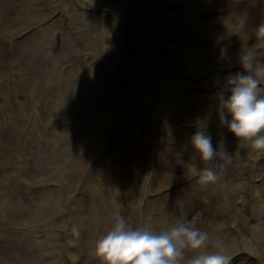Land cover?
<instances>
[{
	"label": "rangeland",
	"instance_id": "1",
	"mask_svg": "<svg viewBox=\"0 0 264 264\" xmlns=\"http://www.w3.org/2000/svg\"><path fill=\"white\" fill-rule=\"evenodd\" d=\"M5 1L8 4L11 3L16 4L17 0H5ZM76 1L77 0H73L72 5H70V7L68 8L64 4L65 0H55V1L40 0V2L39 0L37 1L30 0L31 2L30 8L32 10L31 12L27 10L30 8H26L22 11L24 13L12 15V16L9 14H5L0 8V60L2 56H8L11 53L14 54L16 53V51L19 52L18 50L19 48L22 49L27 46L28 47L34 46V44L37 41H42V44L44 43L45 45L51 46L52 48L56 47L55 49H58L59 43L63 42L61 36L63 37L64 35L66 37L65 34H67L66 31L69 27L70 17L75 14H80V10L78 7L81 6L79 5V3H76ZM83 1L86 2L87 7L88 6L90 7V8L84 7V10L90 11V13L93 14L92 20H94V22H97V23L94 22L93 23L98 25L100 29L102 24V23H98L101 18L100 16L111 11V9H113L116 6L111 4L107 6L106 1H104L103 3L104 5H100L99 0L96 1L83 0ZM130 1L131 0H127V1L120 0L119 1L120 3L118 2L117 6L125 7L128 5ZM60 2H61V7H60ZM125 2L126 4H124ZM135 2H137V0H134L133 10H136ZM158 3L157 4L159 5V8L155 12L156 16L158 17L157 19L158 28L156 30V33L159 29L160 30L156 42L155 43L154 41L153 43L148 42L145 45V48H140V51L137 53V56L135 58H132V54H131L132 51L128 52L126 51V48H118L120 51L119 54L116 56V59H119V62H114V64L125 63V67L127 66V69L124 72H121L122 73L121 77L122 78L125 77L126 80L122 79L120 84L126 82L129 84V87L132 90L131 96L125 102L126 104H124L123 101L117 103V105L120 104L123 107V109L127 108L128 110L127 117L124 120L121 121L117 120L118 124L122 123L120 125V128L122 129V131L125 132V138L122 139L121 142L120 141L117 142L116 134H114V132L116 131L115 129L111 130L110 133L108 134L109 144L108 145L106 144V146L104 147V151L102 154L103 156L98 157L99 160H97L96 164H98L99 166L97 165L93 166L92 164L91 167L85 171L83 176L79 177L81 179L79 181V184L76 186L75 191L74 192L71 191L70 193L69 197L73 199L71 200L69 198L66 207V215L64 221L61 223V228H55V232L56 233L60 232V234L62 235L60 237V244L58 245L53 244V247L57 249V253L54 256L50 257L53 254V251L50 246H47L45 247L44 250L45 253L44 254L41 253V255L44 257L39 256L38 259L36 260V256H37L36 253L33 251L31 252V250L27 248L23 250L13 249L11 242H7V241L11 237L18 236V232L22 229V227L14 226L15 225L14 223H11L12 227H9L7 223L4 222L5 215L7 213L12 214L13 212L12 210H9L10 212L7 211L4 216H1L0 214L1 216L0 264H66V261H68V264H80L77 263L78 259L70 260L68 258L69 251L73 253L77 252V254H79L78 258L81 257L80 253H83V256L86 258V260H88L87 261L88 264H94V260L91 253L94 248L95 242L97 241L98 238H100L105 232H107L113 226L114 222L119 217H124L127 220V222L132 226H143L141 224H143L144 220L145 222L147 221L146 218L147 219L149 218L153 222L150 226L153 227L154 229H164L168 227L169 222L167 219L169 217V211L167 210L173 207L175 202L185 201L187 203V198L189 196L186 195L185 193L187 192V190L192 189L193 186L199 185L200 187H202V183L200 181H197L199 180L198 176L193 172H188L189 168L187 165L188 163H190L189 162L190 159H188L189 158L188 155L192 153L193 150L190 149L191 152L188 150L189 153L188 151L185 153L183 152V156H177L178 157V158L176 157L177 159L176 158L172 159L175 161L178 160L180 161V163L178 161L179 164L175 162L176 167L174 164H172L174 163V161L171 160L170 156H164L165 166H163L164 168L163 170H159V169H157L156 171L151 170L152 167L147 169L146 171L147 174L146 175L143 174L141 176V179L143 181L142 180L139 181L140 183L138 186V197L135 200L136 202L132 205L133 206L132 210L136 214V216L134 215V217H132L131 219H128L127 217L128 207L126 208L124 205V197L126 196V194H128V192H130V188L126 186V181L124 180V177H122V179L120 178L121 172L117 171V173L115 172V174H113L111 173V171H109L110 164L107 163L106 159L108 157L111 158L112 156L111 154L114 151H116L115 158L113 160L116 163L120 162L121 167L123 168V171H125V173L127 170L130 174H134L137 169V163H139L138 165L142 164L141 163L142 159L140 158L142 152L139 151L141 150L139 147L140 144L145 146L143 137L145 136L148 125L152 122L162 124V120L159 118V116H161L163 109H165V111H168L167 110L168 106H172L173 108L172 110L174 112H177V110L181 108V103H179V99L183 98L181 97L182 89L185 90L183 95L186 96L188 95V97L199 99L198 108L200 111L199 112L195 111L197 114L201 112L199 114L198 119L203 120L204 118L207 117L208 123L206 124L204 130L208 135L212 137V143L214 147L219 142H222L224 140L223 142L224 150L231 157V159L229 160V169L231 170L232 173H238L236 169V165L238 164L239 158L236 153H238L241 150V152L247 154L248 152L247 145H241L240 147H238V143H236V140L232 137L230 133H228L226 127L224 128L220 126L217 115L218 108L214 109L212 107L210 109V107L208 106V104L211 103V100L209 99L210 92L206 90L205 88L206 85L203 84V82L209 79H211L212 82H216L217 80H219V76L221 74L225 75L228 73L230 75L231 74L233 75L241 72V70L238 69L240 68L238 65V59H230L231 66H229L228 63L223 69L220 68L222 67L220 63H212L211 68H208L209 67L208 66L205 67V69L202 68L203 64H201L200 66L197 65L196 67L199 66L197 68L198 70L199 69L204 70V72L201 74H197V73L194 74L193 70L188 67V63L192 58L198 61L205 58L208 52L206 51L207 49L205 50L206 53L204 52L203 50L204 45L206 46L208 45L209 47H211V44L216 43L217 41L222 44L225 43L226 47L233 46L227 44L229 40H232L231 38H226V40L220 41V40H216L213 36H211L212 31L208 26V24H206V22L225 19V22L227 24H224L223 27L224 30H231L230 25H228V23L236 20L239 13H245L247 16H249L248 14H254L256 15V18H258L257 11L258 9H264V6H262L264 0H210L209 2L201 3V4L198 3V0H169V1L158 0ZM193 4H197V6H195L196 9H194V12L197 13H195V17L189 18L186 16V12L188 10V7H191ZM20 5L21 6L23 5L21 0L18 1V6ZM71 6L73 7L71 8ZM75 6L77 8H75ZM29 13H31V16ZM192 13L193 12L190 11L188 12V14L190 15ZM28 17L31 19H29ZM132 18L136 20L135 15L134 16L132 15ZM37 20H39L40 22ZM109 21L114 22L113 28H115V30L117 29L116 32L118 31L123 33V35L121 36L122 39L126 41L129 40V35L133 34V30L130 25V18L128 15L127 16L125 14L121 15V17L117 19V22L116 20L114 21L113 19H109ZM120 21L123 24L122 26L120 25ZM12 23L15 25H13ZM4 24L7 25L6 26L7 28L5 27ZM136 24L139 25V23ZM109 25H111V23H109ZM253 26L252 27L256 29L260 27L259 25L256 24ZM197 27L202 28V32ZM40 28H42L43 30ZM101 30L104 31L106 29H101ZM111 31L112 30H110L109 37H114V32ZM32 33L35 35H33ZM30 35L32 37H30ZM115 36L117 35L115 34ZM263 37L264 34H261L258 40ZM64 41H66V38L64 39ZM193 42H195L194 44L198 42L197 44L198 46L194 47V44H192ZM42 44L38 47L41 48ZM249 44L253 45L252 42ZM256 44L264 46V40L256 41ZM76 45L80 49V46L78 44ZM215 45L217 46V44ZM257 45L255 46L257 47ZM219 46L221 47V44H219ZM259 47L260 46H258L257 48ZM240 48L241 47L237 48V51L235 52H239ZM13 49L14 51L12 52ZM64 49L68 50L67 47H65ZM5 52L7 55L4 54ZM76 56L77 55L75 56L73 55L72 57H70V62L75 63L77 61ZM17 59L9 60L7 63L2 64L4 66L0 65V74H1L0 97L4 96V94L7 93L10 94L14 93L15 95H25V93H29L31 89L35 87V81L37 79L36 76L38 75L37 72L38 66H36L35 63L34 64L31 62L28 63L26 61L24 66L21 67L19 66L20 64ZM210 61L211 59H206V63H209ZM226 61H227L226 58L222 59V62H226ZM67 63L68 62L65 61V64L68 67L66 66L64 69L71 68L70 67L71 65ZM60 65L61 64H59V66ZM233 66H238V67L237 69L233 70L235 68ZM27 67L28 70L26 69ZM147 67H149V72L146 70ZM33 68H35L36 71L35 69L33 70ZM157 68L159 69L158 72L161 73L160 77H159V73L157 72ZM7 71H9V74ZM33 71L35 72V74ZM25 73H27V75ZM91 73L96 77L99 75V72L94 71L93 69H91ZM176 80L178 81V83ZM219 81L222 80L220 79ZM171 84L173 87L171 86ZM222 84L223 87L218 86L215 89L220 90L222 94L221 97L227 98V95L229 94V87L227 83H222ZM167 85L170 86L167 87V91H166L165 87ZM21 88L23 90H21ZM172 88L174 89L172 90ZM260 88L264 89V86L260 85ZM196 89L197 91L195 92ZM170 97H172L173 99L172 98L170 99ZM3 98H5V96ZM3 98L1 100V105H0L1 108L0 116L2 117L5 123L6 121H8L7 114L9 113V111L7 109L9 107V103L6 102V100ZM168 100L171 101L168 102ZM4 101L6 103H4ZM163 102L165 104H163ZM124 105H127V107L126 106L124 107ZM14 106L17 108L18 104L15 103ZM57 109H58V105L56 104L54 110ZM212 110H215L216 113ZM33 111L34 112H32L33 113L32 115L41 116L40 110L38 108H34ZM56 112L58 111H55L53 114L56 115ZM110 113H112L111 110ZM34 116L33 119H35ZM184 116L187 120L186 122H188V117L186 115ZM120 118L121 116H119L116 119H120ZM175 119L176 118H174L173 120ZM173 120L170 121L169 125L170 124L174 125V122H172ZM47 122L49 125L47 124ZM34 123H35V127L39 128L38 125H36V122ZM42 123H43L42 125L45 126V132L47 136L50 137L51 142L55 144L54 153L59 160L57 164L50 163V166L47 168L44 175L52 179L56 177L55 179L59 180V177H57L59 176V174H64L65 172H68V169L70 171H73L72 167L71 166L69 167V165L66 164L64 161L66 157V152L63 153L60 149L62 147L57 146V144H59L62 139L65 145L67 144L65 141V134L64 132L63 134L62 132L60 133L61 129L57 127L54 124V122L51 120L50 122L45 120L42 121ZM185 123L183 122L180 124L181 126L180 125L178 126L179 131H177V128L174 126L175 128L174 127L171 128V131L173 133L170 134L166 133L164 135L161 130L158 132L157 136L159 137L160 140L159 141L157 140L158 142L155 141V144L152 145L151 149H149V152L145 153L147 158L149 160L151 159L150 162H153V160L154 161L157 160V153L160 154L163 151L161 148L168 145L169 146L173 145L170 144L169 142L170 139L175 140L173 148L176 153L179 151V146H181L178 139H182L188 135L187 137L190 140V137L197 129L196 128L193 129L194 131L192 130L190 133H187L186 131H182ZM65 127L67 128V125H65ZM185 132L187 135H183L185 134ZM59 133L61 134V136ZM63 141L61 143H63ZM136 142L139 143L136 145ZM69 145L71 144L69 143ZM72 145L74 146V144ZM73 146H70L71 149L73 148ZM16 152L17 151H12V153H16ZM19 154L20 153L18 152L16 153V155ZM117 155L118 158L116 157ZM263 157L264 154L262 153L256 154L255 157H253L254 159L252 158L254 161H252L251 159L249 163V165L252 164L256 166L255 163L257 161L258 166L256 167V169L248 170L247 173L244 175V177H241V174L239 173L238 176L234 177L233 186L236 188V192L232 194V197H230L231 205L235 207L232 210L233 211L232 215L227 213V211H220L221 213L218 216L219 221L215 223L214 222V217H215L214 213L216 212L215 210L210 208L208 213H206L207 215H205L199 211L202 210L200 207H197L195 209H190L192 208L193 205L196 204H200L203 206L207 205V202L199 200L196 197H194L193 205H188L185 207V210L187 211V213L184 215L186 217L185 221L188 220V222H190L193 226L208 233V250H213L212 245L215 241L217 240L222 241L226 247V251L229 253V255L232 258V264H264V165H263L264 158ZM261 158L263 161L261 160ZM128 160H129V164H127ZM25 162L26 160L23 158H20L19 162L15 160H10V158H5L4 160L0 161V175L9 176L13 174L14 177L18 178V176H20L21 174L20 172L21 169L23 168L22 166H24V164H27ZM183 162L184 163L188 162V163L184 164ZM74 166L77 169L78 163H74ZM210 166L214 167L213 164ZM168 168L169 170L173 169L172 171H174V173L172 171H169ZM62 169H65L64 173H60ZM98 169L99 170L101 169L99 173L100 175H98ZM37 177H43V176H37ZM224 179H228V178L226 177ZM190 180L192 183L190 182ZM238 180H240V182L235 184V182ZM41 181L42 178H39L37 180V183ZM37 183L36 182L34 183L33 181V184H36L39 187L40 185H38ZM26 184L27 183L25 182V185ZM25 187L31 189V186L26 185ZM108 187L110 188L108 189ZM35 189H43V191L37 196H31L30 199L33 206L21 208L22 209L21 213L28 214L30 212L36 211L37 214L39 213V215L35 214L31 219L28 220L41 219L42 216L40 213L42 208H44L42 206L43 204L42 202L47 203L52 198V191L49 189V187L47 188L39 187ZM111 189H116V190H111ZM97 194H101V196L103 197L102 201H99L98 204H96V206L94 204H89L88 201L93 200L95 196H97ZM1 196L3 195L0 194V212H1V207L3 208L2 204L5 203V200H2ZM227 196L228 193L226 194L225 198ZM211 204L210 207H215V205H211ZM228 204H229V200H228ZM242 206L246 207L244 211L240 209V207ZM108 207L109 208L113 207L114 212L111 210L105 211ZM125 208L127 209L126 211ZM136 217H138L137 218L138 221L136 220ZM28 220H25V222H27ZM54 223H52L48 228L47 227L44 228L41 222H38L34 228L32 226H29V228H31V232L25 236L32 237L34 244L38 246L39 252H40V246L43 245V243L38 242V240L40 239V237L45 238L47 234H50L52 232L54 233ZM74 226L78 227L79 236H76L73 233L72 229ZM50 229H53L52 232ZM227 231L229 232V234L234 235L235 239L229 237ZM22 243L24 244V242ZM44 246L45 245H43V247ZM43 247H42V251H43Z\"/></svg>",
	"mask_w": 264,
	"mask_h": 264
},
{
	"label": "bare ground",
	"instance_id": "2",
	"mask_svg": "<svg viewBox=\"0 0 264 264\" xmlns=\"http://www.w3.org/2000/svg\"><path fill=\"white\" fill-rule=\"evenodd\" d=\"M18 1L19 0L16 1V4H13V3L8 4L6 3L5 0H0V8L5 14H9L12 16V15L24 13L22 11L26 8H30L31 6L30 0H21L23 3L22 6L21 5L18 6ZM104 1L107 2V6H109L110 4L116 5L113 9H111V11L100 16L101 18L98 23H102L101 29H106V30L102 31L98 25L94 24L97 22H94V20H92L93 14H91L90 11L84 10V7H87L86 2L83 0H77L76 3H79V5L81 6V7H78L80 10V14H75L70 17L69 27L66 31L67 34H65L66 37L64 35L63 37L61 36V39L63 42H60L59 40L60 43H59L58 49H55L56 47L52 48L51 46L45 45L44 43L42 44V41H37L34 44V46H31V47L27 46L22 49L19 48L18 49L19 52L16 51V53L14 54L11 53L8 56H2L0 60L1 66H4L2 64L7 63L9 60L11 59L16 60L17 58L20 64L18 65L21 67L24 66L26 61L28 63L29 62L33 64L35 63L36 66H38L37 67L38 75L36 76L37 79L35 81V87L32 88L29 93H25V95H15L14 93H11V94L3 93L5 98H3L4 96L2 95H1L2 97H0V105H1L2 98L5 99L6 102L9 103V107L7 109L9 111V113L7 114L8 121L5 120L6 122L4 123V120L0 116L1 117L0 118V157H2L0 159L4 160L5 158H10V160H15L19 162V159L23 158L26 160L25 163H27V164H24V166H22L23 168L21 169V172H20L22 175L20 174L18 178L14 177L13 174L9 176L0 175V194L3 195L1 196V199L5 200V203L2 204L3 208L1 207L0 214L1 216H4L7 211L9 210L13 211L12 214L7 213L5 215L4 222H6L9 227H12L11 223H14L15 224L14 226L22 227V229L18 232V236L9 238L7 242H11L13 249L23 250L27 248L31 250V252L32 251L35 252L37 255L36 260L38 259L39 256L44 257L41 255V253L43 254L45 253L44 250H45V247L47 246H50L53 251V254L50 257L54 256L57 253V249L53 247V244H56V245L60 244V237L62 235L60 234V232L56 233L55 228H61V223L64 221V218L66 215V207H67L69 198L71 199V197H69L70 193L71 191L72 192L75 191L76 186L79 184V181L81 180L79 177L83 176L85 171L88 170V168H90L92 164L93 166L94 165L99 166L96 163H97V160H99L98 157L103 156L102 154H103L104 147L106 146V144L107 145L109 144L108 134L110 133V131L115 129L116 132H114V134H116L117 142L119 141L121 142L122 139L125 138V132L122 131V129L120 128V125L122 123L118 124L117 120H120V121L124 120L127 117L128 110L127 108L123 109V107L120 104L117 105V103L123 101L124 104H126L125 102L131 96L132 90L129 87L128 83L123 82L122 84H120L122 79L126 80L125 77L123 78L121 77L122 76L121 72H124L127 69V66L125 67V63L114 64V62H119V59H116V56L119 54V51H120L118 48H126V51L128 52L132 51L131 52L132 58H135L137 56V53L140 51V48H145V45L148 42L153 43L154 41L155 43L157 40V36H159L160 29L156 33V30L158 28V22H157L158 17L155 14L156 10L159 8L158 0H137V2H135L136 10H133L134 0H131L128 3V5L125 7L117 6V3L120 0H99V4L104 5L103 4ZM209 1L210 0H198V3L201 4V3H206ZM61 2H60V7H61ZM72 2L73 0H65L64 4L69 8L70 5H72ZM124 4H126V2ZM195 6H197V4H193L191 7H188V10L186 12L187 17L189 18L195 17V13H197V12H194V9H196ZM262 6H264V3L262 4ZM72 7L73 6H71V8ZM75 8L77 7L75 6ZM27 10H29L30 12L32 11L31 8ZM189 11L193 13L190 15L188 14ZM29 14L31 16V13ZM123 14H125L126 16L127 15L129 16L130 25L133 30V34L129 35V40L127 41L122 39L121 37L123 35L122 32H118V31L116 32L117 29L115 30V28H113L114 22L109 21V19H113L114 21L116 20L117 22V19L121 17V15ZM257 14H258L257 15L258 18H256V15L254 14H248L249 16H247L245 13H239L236 20L228 23V25H230L231 30H224L223 28L224 24H227L225 22V19L206 22V24H208V26L210 27L212 31L211 36H213L216 40H220V41L226 40V38H231L232 40H229L227 44H230L233 46L226 47L225 43L222 44L217 41L216 43H212L211 47H209L208 45L207 46L204 45L203 47L204 52L206 49H207L206 51L208 52L205 58L201 59L200 61L192 58L188 63V67L193 70V73L201 74L204 72L203 69L202 70L199 69L200 71L197 69L201 64H203L202 68L204 69L205 67H208V66H209L208 68H211L212 63H220L222 65V67H220L221 69H223L228 63H229V66H231V63H230L231 61L228 60L227 58H226L227 60L226 62H222V58H221L222 55L225 57H230L231 59H238V52H235V51H237V48L241 47L242 45L244 47H251L252 49L254 48L253 50L255 51L257 58L264 60V46L256 44V41H262L264 40L263 39L264 37L258 40L260 35L257 34V29L253 28L254 27L253 25L255 24L259 26L264 25V9H258ZM132 15L133 16L135 15L136 20L132 18ZM28 23H29V20H28ZM109 23H111V25H109ZM136 23H139V25ZM120 25L121 26L123 25L121 21H120ZM6 26L7 25H5V27ZM198 29L202 32V28H198ZM110 30L114 32V37H109ZM115 34L117 36H115ZM31 35L30 37H32ZM65 38H66V41H64ZM251 42L253 43V45L249 44ZM194 43L195 42H193L192 44ZM41 44H42L41 48L38 47ZM76 44L80 46V49L78 48ZM197 44L198 42L194 44V47L198 46ZM215 44H217V46ZM219 44H221V47L219 46ZM255 45H257V47L260 46L259 47L260 49L257 48ZM65 47H67L68 50L64 49ZM13 51L14 49L12 50V52ZM4 54H6V52ZM73 55L74 56L77 55L76 56L77 61L75 60L76 61L75 63L70 62V57H72ZM206 59H211V61L209 63H206ZM65 61H67L71 65L70 66L71 68L64 69L67 66L65 64ZM129 62H130V59H129ZM59 64L61 65L59 66ZM197 65L199 66L196 67ZM233 67H235L233 69L235 70L237 69L238 66H233ZM26 69L28 70V67ZM34 69L35 68H33V70ZM91 69L99 72V75L97 77L92 75ZM146 70L149 72V67H147ZM158 70L159 69L157 68V72ZM7 72L9 74V71ZM25 74L27 75V73ZM126 74H127V71H126ZM160 75L161 73H159V77ZM229 75L230 74L228 73L225 75L221 74L219 76V80L221 79L222 81L217 80L216 82H212L211 79H209L203 82V84L206 85L205 86L206 90L210 92L209 99L211 100V103L209 102L210 104H208L210 109L212 107L214 109L218 108L219 103H220L219 98L222 96V94L220 90H216L215 88H217L218 86L223 87L222 83H227V77ZM261 85L264 86V84H261ZM168 86L170 85H167L165 87L166 91H167ZM174 88H172V90ZM21 90L23 89L21 88ZM181 91H182L181 97H183L179 99V103H181V108H179L177 112H174L172 110L173 109L172 106H168L167 107L168 111H165V109H163L161 116H159V118L162 120V124L152 122L148 125L145 136L143 137L145 146L140 144V147H139L141 149L139 151L142 152V153L140 152L141 153L140 158L142 159L141 160L142 164L138 165L139 163H137V169L134 174H130L127 170L125 173V171H123V168L121 167L120 162L116 163L113 160L115 158L116 151H114L111 154L112 155L111 158L108 157L109 159L108 158L106 159L107 163L110 164L109 171H111V173L113 174H115V172L117 173V171L121 172L120 178L122 179V177H124V180L126 181V186L130 188V192H128V194L125 193L126 196L124 197V205L126 208L128 207L127 208L128 210L125 208V211L127 210L128 219H131L132 217H134V215L136 216V214L132 210L133 209L132 205L136 202L135 200L138 197V186L140 183L139 181L142 180L141 176L143 174L145 175L147 174L146 173L147 169L152 167L151 170H155V171L157 169L163 170L164 169L163 166H165L164 156H170L172 160L176 158L177 156H183V152L185 153L188 150L190 151V149H192L190 140L187 137L188 135L186 134V132L190 133L193 129H195L197 121L200 120L198 118L201 112L199 114L196 113L200 111L198 108L199 99L188 97V95L187 96L183 95L185 91L184 89H182ZM196 91L197 89L195 90V92ZM171 98L172 97H170V99ZM170 101L168 100V102ZM6 102L4 101V103ZM15 103L18 104L17 108L14 106ZM56 104L58 105V109L54 110ZM163 104L165 103L163 102ZM125 106L127 107V105H124V107ZM34 108H38L40 110L41 116L32 115L33 114L32 112H34L33 111ZM110 110L112 111V113H110ZM202 110H203V107H202ZM55 111H58L56 112V115L53 114ZM212 111L215 112V110H212ZM184 115L188 117V122H186L187 120ZM33 116L35 117V119H33ZM119 116H121V118L116 119ZM40 118H41V121H40ZM174 118L176 119L173 120ZM45 120L49 122L50 120L53 121L54 124L61 129L60 133L62 132L63 134L64 132L65 134V141L67 144L65 145L62 139L61 142L63 141V143L60 142L61 144L59 143L57 144V146L62 147L60 149L63 153L66 152V157L64 161L66 164L69 165V167L70 166L72 167L73 171H70L68 169V172H65V169H62L60 173L65 172L64 174H59V176L55 175L59 177V180H56L55 179L56 177L52 179L44 175L47 168L50 166V163L57 164V162L59 161L58 157L54 153L55 144L51 142V138L48 137L45 132V126L42 125L43 124L42 121H45ZM171 120H173L172 122H174V125H171V124L169 125ZM34 122H36V125H38L39 128L35 127ZM183 122L184 123L186 122L182 130L186 132L183 135H187V136H185L182 139H178L181 145L179 146V151L177 150L178 151L177 153L174 151L173 145L175 143V140L170 139L169 142L170 144H173V145L172 146L168 145V146L161 148L163 151L160 154L157 153V160L156 161L153 160V162H150L151 159L149 160L145 153L149 152V149H151L152 145L155 144V141L158 142L160 140L159 137L157 136L158 132L161 130L164 135L166 133L167 134L173 133L171 131V128H173L174 126L177 128V131H179L178 126ZM65 125H67V128L65 127ZM223 142L224 140L222 141V143ZM69 143L71 145H69ZM138 143L139 142H136V145ZM72 144H74V146ZM241 145H245V144H241ZM70 146H73V148L71 149ZM247 149H248L247 154L241 152V150L238 153H236L239 158L238 164L236 165V169H237V172L241 174V177H244V175L247 173L248 170L256 169V167L258 166L257 161L255 163L256 166L252 164L249 165L251 159L255 157L256 154L252 153L250 149L248 148V146H247ZM12 151H17L20 154L16 155L17 152L12 153ZM188 156H189L188 159H190L189 161L190 163L192 162L198 163V161L193 160V152L190 153ZM116 157L118 158V155ZM62 159H63V156H62ZM253 159L252 161H254ZM144 161L146 164L144 163ZM172 161H174V163H172ZM172 161L171 163L175 165V162L178 163L179 160L178 161L172 160ZM74 163H78L77 169L75 168ZM127 164H129V160L127 161ZM263 165H264V162H263ZM213 166L216 169V171L220 174V179L215 184H209V185L202 184V187H200L199 185H196V186L192 185L193 188L190 189L191 188L190 187L189 188L190 190H187V192L185 193L186 195L189 196L187 198V203L185 201L175 202L173 207L167 210L169 211V217L167 219L169 224L174 223L178 220L185 221L186 217L184 215L187 213V211L185 210V207L188 205H193L194 197L204 202H207V205L203 206L200 204H196V205H193L192 208L190 209H195L197 207H200L202 210H199V211L205 215H207L206 213H208L210 208L215 210L216 211L214 213L215 223L219 221L218 216L221 213L220 211H227V213H229L230 215L233 214L232 210L235 207L231 205L230 197H232V194L236 192V188L233 186V180H234V177L238 176V173L231 172V170L229 169V160L226 161L223 159H217L216 161L213 162ZM100 170L98 169V175H100L99 174ZM172 170L173 169L169 171H172ZM172 172L174 173V171ZM188 172H191V171L188 170ZM5 176H8V177H5ZM37 176H43V177H37ZM226 177L228 179H224ZM39 178H42V181L37 183V180ZM33 181L34 183L36 182L38 185H40L39 186L40 188L49 187V189L52 191V198L47 203L42 202L43 203L42 206L44 208H42L41 213H40L42 216L41 219L28 220V219H31L35 214L39 215V213L37 214L36 211L30 212L28 214L21 213L22 212L21 208L32 207L33 205L30 199L31 196H37L43 191V189H35L39 187L36 184H33ZM25 182L27 183L26 185L31 186V189L25 187L26 186ZM239 182L240 180L236 181L235 184ZM109 188L110 187H108V189ZM111 190H116V189H111ZM227 193H228V196L225 198ZM102 199L103 197L101 196V194H97V196H95L93 200H89L88 203L94 204L96 206V204H98L99 201H102ZM228 200H229V204H228ZM210 204L215 205V207H210ZM229 205H230V208H229ZM240 209L244 211L246 207L242 206L240 207ZM107 210L113 211V207H110V208L108 207L105 211ZM165 217H166V214H165ZM137 218L138 217H136V220L138 221ZM25 220H28L31 222L27 221L28 222L27 223L25 222ZM146 220L148 222L147 221L145 222L144 220L143 224L141 225L143 226L151 225L153 223L149 218L148 219L146 218ZM38 222H41L44 228L46 227L48 228L52 223L56 222L54 223V233L52 232L53 229H50L52 233L47 234L45 238L40 237V239L38 240V242H42L43 245H45L44 247L43 245L40 246V252L38 250V246L34 244L32 237L25 236L31 232V228H29V226H32L34 228ZM227 234L229 235V237L235 239V236L232 234H229L228 231H227ZM22 242H24V244ZM42 247H43V251H42ZM68 256L70 260L78 259L77 263L88 264L87 262L88 260H86V258L83 256V253H80L81 257L78 258L79 254H77V252L73 253L69 251ZM66 264H68V261H66Z\"/></svg>",
	"mask_w": 264,
	"mask_h": 264
},
{
	"label": "clouds",
	"instance_id": "3",
	"mask_svg": "<svg viewBox=\"0 0 264 264\" xmlns=\"http://www.w3.org/2000/svg\"><path fill=\"white\" fill-rule=\"evenodd\" d=\"M264 34V25L257 29ZM226 52V50H225ZM222 59L225 57L222 55ZM241 72L227 77L229 94L221 97L217 109L218 122L226 127L238 146L245 144L254 154L264 153V60L258 59L251 47L238 52ZM207 117L196 123L190 137L193 160L189 170L202 184H215L220 174L210 166L217 159L230 160L222 142L215 147L206 133ZM79 236L78 227L72 229ZM208 250V233L188 221L170 223L164 229L150 225L132 226L119 217L113 226L95 242L94 264H232L224 243L217 240Z\"/></svg>",
	"mask_w": 264,
	"mask_h": 264
}]
</instances>
